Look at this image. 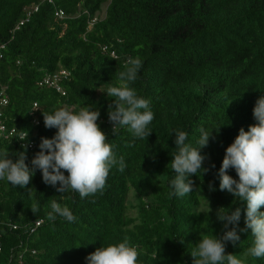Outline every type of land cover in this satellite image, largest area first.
I'll list each match as a JSON object with an SVG mask.
<instances>
[{"label": "trees", "instance_id": "obj_1", "mask_svg": "<svg viewBox=\"0 0 264 264\" xmlns=\"http://www.w3.org/2000/svg\"><path fill=\"white\" fill-rule=\"evenodd\" d=\"M1 45L0 88L5 86L8 97L4 119L26 132L24 142L32 140L34 147L12 137L0 139V152L7 149L13 160L25 152L31 166L41 137L54 136L56 129L31 123L34 102L40 117L64 106L76 111L89 106L99 111L97 123L107 143L127 166L122 173L110 170L103 194L85 198L71 190L58 193L38 169L25 188L0 180V264H87L96 248L125 237L138 250V264H192L190 253L199 238L224 231L217 210L237 207L240 239L228 243L226 253L243 264H264V258L246 254L253 243L250 229L239 231L245 227L246 205L219 189L218 176L226 147L240 128L247 131L256 123L252 109L264 95V0H0ZM128 57L142 60L131 86L154 114L145 140L123 127L114 136L108 120L115 98L104 91L118 86L117 74ZM59 69L69 72L59 82L64 94L38 85L44 74ZM201 128L219 130L201 149L207 156L202 166L209 171L191 177L196 190L170 196L177 151L172 131L187 132L186 143L198 147ZM228 174L238 179L233 169ZM53 200L66 205L76 220L49 221ZM33 202L39 205L34 215Z\"/></svg>", "mask_w": 264, "mask_h": 264}, {"label": "clouds", "instance_id": "obj_2", "mask_svg": "<svg viewBox=\"0 0 264 264\" xmlns=\"http://www.w3.org/2000/svg\"><path fill=\"white\" fill-rule=\"evenodd\" d=\"M103 47L102 50L106 51L107 48ZM109 54L116 58L113 50H109ZM124 67L125 70L117 74L118 86H109L104 91L107 97L115 98L108 106V120L114 136L123 127L134 138L145 140L152 133L148 126L154 114L150 102L140 97L131 86L138 79L142 60L128 57ZM252 114L256 123L249 125L247 131L240 128L233 142L226 147L218 176L219 189L227 190L246 205L243 209L245 227L239 231L251 230L253 243L246 254L258 259L264 258V211L261 210L264 208V95L256 100ZM42 115L45 128L56 129L54 136L50 139L41 137L40 150L31 159V166L25 163V152L16 154L18 158L15 160L7 149L0 152V180H6L13 187L25 188L38 169L43 182L54 187L58 193L71 190L85 198L103 194L113 167L124 172L127 166L125 158L118 157L113 145L107 143L108 138L97 123L100 116L98 110L82 106L76 111L64 106L52 114ZM218 132L201 128L196 142L198 147H192L186 143L187 132L172 131L177 151L171 159L175 176L169 181L170 196L183 197L198 188L191 177H197L198 172L202 176L209 171L202 166L207 156L201 154V149L207 147L210 140H215ZM230 169L235 171L238 179L228 174ZM209 187L211 189V182ZM92 202L95 203V200ZM50 207L51 211L47 214L49 221H54L57 216L68 222L76 220L66 205L53 200ZM222 209L217 210L216 216L223 223V233L219 236L202 235L191 250L192 264H243L235 254L226 253V245H235L240 239L237 227L241 208L237 207L234 211ZM30 210L34 215L39 210L38 203L33 202ZM138 256L137 248L130 245L125 237L122 242L96 248L86 260L87 264H138Z\"/></svg>", "mask_w": 264, "mask_h": 264}, {"label": "built area", "instance_id": "obj_3", "mask_svg": "<svg viewBox=\"0 0 264 264\" xmlns=\"http://www.w3.org/2000/svg\"><path fill=\"white\" fill-rule=\"evenodd\" d=\"M48 2H51V0H47ZM37 4L30 6L27 9V14H26V18L22 19L19 21L18 25L16 26V28L23 24L24 21H26L30 15V13L33 10L37 9ZM55 15L58 18H62L64 16L63 11H61L60 9H57L55 11ZM95 19H93L92 21H94ZM0 48H3V45L0 46ZM103 48H106L105 46ZM113 55V53H112ZM69 76V72L64 70V69H59L57 72L54 73H46L44 74L40 80L38 81V85L40 86H46V87H50V88H54L56 91L61 92L62 94H64V90L62 89V87L60 86L59 82L62 79H65ZM4 89L5 86H3L2 88H0V139H9L14 137L15 139H17L22 146L26 145L28 148L32 149L34 147V143L32 140H29L27 143L24 142V140L26 139V132H19L15 127L13 126H9L5 119H4V114H3V109L7 106L8 103V97L7 95L4 93ZM38 105L36 102H34L32 104V109L30 111V115H31V123L34 126H43V117H40L39 115L36 114V111L38 110ZM17 137V138H16ZM25 138V139H24ZM41 219L36 220L34 222L35 226H38L41 223ZM12 229H15L17 226L12 224L10 226ZM34 229V227H32ZM32 229V230H33ZM32 252H34V250H32Z\"/></svg>", "mask_w": 264, "mask_h": 264}, {"label": "rangeland", "instance_id": "obj_4", "mask_svg": "<svg viewBox=\"0 0 264 264\" xmlns=\"http://www.w3.org/2000/svg\"><path fill=\"white\" fill-rule=\"evenodd\" d=\"M104 7H105V4L102 5V8L101 10L96 14L98 18H101L104 14Z\"/></svg>", "mask_w": 264, "mask_h": 264}]
</instances>
